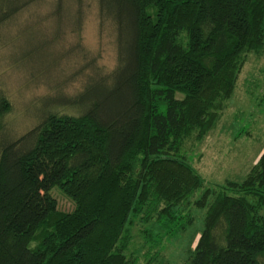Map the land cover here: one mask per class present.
Segmentation results:
<instances>
[{
    "label": "trees",
    "instance_id": "16d2710c",
    "mask_svg": "<svg viewBox=\"0 0 264 264\" xmlns=\"http://www.w3.org/2000/svg\"><path fill=\"white\" fill-rule=\"evenodd\" d=\"M30 1L0 0V21ZM96 5L112 67L61 99L72 112L47 108L16 137L0 123V264H167L160 243L192 222L189 207L204 213L183 264H264V148L240 181L195 197L202 178L179 153L215 122L245 56L264 54V0ZM6 109L0 97V118Z\"/></svg>",
    "mask_w": 264,
    "mask_h": 264
},
{
    "label": "rangeland",
    "instance_id": "374dc122",
    "mask_svg": "<svg viewBox=\"0 0 264 264\" xmlns=\"http://www.w3.org/2000/svg\"><path fill=\"white\" fill-rule=\"evenodd\" d=\"M55 8L53 0H34L0 21V97L7 104L0 123L9 137L35 125L47 108L72 112L61 99L76 93L94 70L114 64L112 24H99L96 0H62V8ZM263 73L264 54L248 53L215 122L199 139L192 135L181 143L179 153L202 178L194 197L225 179L240 181L264 148ZM50 192L58 210L73 208L58 186ZM203 213L189 207L192 222L162 240L160 257L167 264H183L191 254ZM137 232L134 226L135 245Z\"/></svg>",
    "mask_w": 264,
    "mask_h": 264
}]
</instances>
